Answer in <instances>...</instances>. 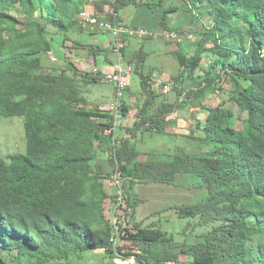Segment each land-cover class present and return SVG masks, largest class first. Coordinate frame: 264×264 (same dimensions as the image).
I'll use <instances>...</instances> for the list:
<instances>
[{
  "label": "trees",
  "instance_id": "1",
  "mask_svg": "<svg viewBox=\"0 0 264 264\" xmlns=\"http://www.w3.org/2000/svg\"><path fill=\"white\" fill-rule=\"evenodd\" d=\"M131 4L158 9L157 26L186 38L172 51L179 62L178 74L165 77L172 89L161 90L164 97L158 100L153 75L141 70L149 53L143 46L131 48L132 36L123 35L125 63L140 73L147 99L132 126L121 124L109 133L114 88L103 108L91 105L82 83L107 82L97 56L116 54L115 39L108 30L84 25L80 13L90 7L124 27H143L147 22L139 18L123 22L121 12ZM171 13L177 17L173 25ZM180 20L201 26L185 29ZM48 26L66 34L65 40L75 30L107 33L110 46L71 40L89 50L91 72L73 59L66 67L50 65ZM204 56L210 66L199 74ZM105 62L113 70L116 60L106 56ZM128 87L129 82L125 117ZM219 91L227 100L206 106L205 99ZM171 92L176 97L170 101ZM186 107L207 111L197 124L202 134L186 135L196 146H177L171 153L138 148L137 131L165 133L177 124L170 115ZM0 115L21 117L27 141L24 152L0 159V264H50L86 250H103L113 258L110 212L117 187L109 194L104 178L117 166L132 207L130 222L140 203L132 193L137 183L178 184L184 176L189 186L204 189L196 202L177 209L180 218H199L204 227L189 247L173 243V235L155 224L126 228L124 238L140 251L124 254L134 255L138 264L180 263L182 254L193 264H264V0H0Z\"/></svg>",
  "mask_w": 264,
  "mask_h": 264
},
{
  "label": "rangeland",
  "instance_id": "2",
  "mask_svg": "<svg viewBox=\"0 0 264 264\" xmlns=\"http://www.w3.org/2000/svg\"><path fill=\"white\" fill-rule=\"evenodd\" d=\"M183 0H179L182 2ZM117 2V0H116ZM92 8L88 7L91 11ZM154 10V12H151ZM17 8H14V12ZM158 9H148L136 7L135 5H128L122 10L123 22L129 24L133 20L139 18L147 24H141L152 35L146 36H133L129 39L131 48L138 49L141 46L149 53L147 60L141 69L144 73L166 77L168 79L177 75L179 72V62L173 54V50L178 49L177 41H183L186 36L173 30H164L157 26ZM147 15L148 19H145ZM169 22L171 25L177 21V17L171 13L169 14ZM160 16V15H159ZM154 19L155 24L152 20ZM206 19V18H205ZM171 20V21H170ZM185 29H198L201 25L199 23L190 24L188 21H179ZM88 31L75 30L68 33L71 40H78L82 42H91ZM92 34L99 35L100 45L104 47L110 46V35L102 34L100 31H95ZM176 34L177 37H174ZM187 34V33H186ZM66 34L57 30L53 26H48V38L53 45V53L49 54L48 59L50 65L66 67L68 66V59L76 61L83 70L93 71V64H88V58L91 57L89 50L73 44L71 40H65ZM189 37L194 39L195 34H189ZM69 46H76V49H67ZM73 52H70V51ZM101 53L97 56V65L102 67L105 64V57L108 56L111 60H116L117 55L113 52ZM50 55H53L57 60H51ZM210 57L204 56L202 61V70H197V73L203 74L204 71L210 66ZM88 62V63H87ZM48 63L47 59L44 61ZM83 90L91 99V105L94 103H103L107 105L113 97V87L108 82H89L88 84L82 83ZM155 91L159 94L158 100L164 96L161 95V88L154 85ZM227 95L223 91L210 94L204 101L208 107H216L219 103L227 100ZM147 95L143 92L141 85V75L139 72H132L129 79V87L126 92V103L129 106L128 117L124 120L127 123H133L137 112L141 108ZM170 101L175 100V92L169 94ZM237 113H242L238 106H234ZM207 117V111L200 107H186L178 109L170 116L171 119L177 120V124L168 128L167 132H154L150 131H137V146L143 153L150 151L157 152H173L177 146H185L191 149L196 146L197 141L193 138H187L186 135L194 137L200 136L201 129L197 128L198 122L204 121ZM241 120H238L237 126L240 125ZM126 137H131L129 132H123ZM26 134L24 123L19 116H2L0 115V159H9V155L15 152H24L26 150ZM103 155V154H101ZM107 164V162H105ZM110 165H106V169ZM178 184H167L161 182L137 183L132 190V193L137 196L140 203L135 210L133 220L128 221V227L134 229V223H141L143 226L158 225L167 229L173 235V243L179 245L184 243L185 247H189L195 243V234L203 231L204 227L198 225L199 218H180L177 213L178 206L183 203L196 202L199 197L203 195L204 189L194 188L189 186L190 181L188 178L181 176L178 177ZM104 184L109 194L115 193V185L110 177L104 178ZM109 215V214H108ZM111 215V212H110ZM126 236V235H125ZM114 246V245H113ZM118 246L122 251L115 247V254L110 258L103 250H86L81 253V256L72 255L68 259L53 260L50 264H138L137 258L134 255L127 256L124 253L128 251H140V248L131 241L126 240L124 237L118 242ZM161 247L162 245L159 244ZM178 248V247H177ZM127 261V262H122ZM11 264H19L14 261ZM22 264H27L23 262ZM170 264H193L188 255H181V262Z\"/></svg>",
  "mask_w": 264,
  "mask_h": 264
},
{
  "label": "built area",
  "instance_id": "3",
  "mask_svg": "<svg viewBox=\"0 0 264 264\" xmlns=\"http://www.w3.org/2000/svg\"><path fill=\"white\" fill-rule=\"evenodd\" d=\"M115 1V0H111ZM104 13L99 9L95 11H89L84 8L81 10L80 16L83 19L84 25L89 28H100L103 30H108L112 33L115 39L114 51H116L117 59L114 64L113 70L101 71V75L104 80L110 83L114 88V97L113 101L109 105L110 113L113 115V125L108 128L106 131L111 132L112 130L117 129L125 119V114L123 113L122 104L124 100V93L128 86V82L133 72V66L127 65L125 63L124 53L122 52V45L124 34H128L130 36H146L152 35V32H149L146 28L139 27H124L122 26L116 18L113 20L103 18L102 15ZM116 15V14H115ZM53 59H56L53 57ZM97 72L98 69H95ZM152 83L155 86H159L164 93L169 92L172 89L173 82L168 81V79L162 76L153 75ZM111 180L113 184L117 187L116 191V201L112 205L110 220L112 224V236L111 239L113 241L114 247H118V242L120 239H123L124 234L126 232V228L128 227V216L132 211V207L127 203V195L124 190V177L121 174L118 166L111 173ZM127 262V261H122Z\"/></svg>",
  "mask_w": 264,
  "mask_h": 264
},
{
  "label": "crops",
  "instance_id": "4",
  "mask_svg": "<svg viewBox=\"0 0 264 264\" xmlns=\"http://www.w3.org/2000/svg\"><path fill=\"white\" fill-rule=\"evenodd\" d=\"M153 33V32H152ZM102 34H105V33H102ZM107 34V33H106ZM98 36L99 35H94V34H89V37L91 38V42L92 43H97V44H99L100 43V38H98ZM76 62V61H75ZM88 63V62H87ZM112 64H110V63H108V62H105V64L101 67V69H104V70H108V71H110L111 69H112V66H111ZM113 96V95H112ZM111 100H112V98H111ZM111 100H110V102H111ZM90 101H92L91 99H90ZM110 102L107 104V105H105V104H103V103H100L99 102V105L101 106V107H103V108H106L109 104H110ZM171 116V115H170ZM127 117H128V115H127ZM135 121V120H134ZM134 121H132L133 123H134ZM133 123H127V120H124L123 121V123H122V127H130V126H132V124Z\"/></svg>",
  "mask_w": 264,
  "mask_h": 264
}]
</instances>
